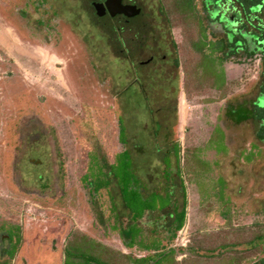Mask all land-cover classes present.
<instances>
[{
  "label": "rangeland",
  "instance_id": "obj_1",
  "mask_svg": "<svg viewBox=\"0 0 264 264\" xmlns=\"http://www.w3.org/2000/svg\"><path fill=\"white\" fill-rule=\"evenodd\" d=\"M47 1L49 9L27 10L22 18L19 9L26 0H0V223L18 224L22 238L10 264L61 263L64 246L82 233L125 252L116 235L109 232L105 237L98 228L92 218L97 208L87 206L78 181L95 140L106 146L107 153L115 150L117 116L123 121L138 174L150 190L163 186L164 157L171 159L174 170L168 149L178 142L187 171L196 167L191 152L204 147L200 188H206L207 180L216 182L214 191L232 199L233 207L225 218L219 208L222 198L206 200L185 173L188 203L186 222L177 238L179 247L206 250L246 242L247 251H227L215 264H226L230 258L247 264L259 255L264 232L260 212L264 163L247 164L251 145L264 148L255 139L249 116L260 83L252 86L259 76L258 61L225 63L221 67L228 76L226 85L212 87L208 82H221L224 73L208 54L202 67L212 78L206 79L202 68L194 76L200 57L191 44L196 29H186L174 15L161 14L159 0H133L142 13L120 33L95 16L92 4L98 0ZM162 1L171 12L170 0ZM198 2L203 17V2ZM222 11L224 16L230 12L225 6ZM50 19L55 33L48 37ZM207 26L214 39L225 37L217 22ZM117 34L121 44L115 40ZM104 78L109 87H92ZM254 105L264 106V94ZM38 132L42 135L39 151L34 147ZM212 132L215 157L205 147ZM223 136L229 146L227 156ZM19 142H23L20 149ZM14 149L23 155L17 172L13 170ZM37 160L39 164L33 166ZM174 182L179 183L177 178ZM251 240L258 247L249 248ZM7 244L0 234V249ZM77 249L78 245L69 246L63 264L95 263L86 256L74 260ZM176 261L211 263L186 253L177 255Z\"/></svg>",
  "mask_w": 264,
  "mask_h": 264
},
{
  "label": "trees",
  "instance_id": "obj_2",
  "mask_svg": "<svg viewBox=\"0 0 264 264\" xmlns=\"http://www.w3.org/2000/svg\"><path fill=\"white\" fill-rule=\"evenodd\" d=\"M161 2L163 5L159 11L161 14H164L167 18L169 14L174 15V18L176 16L184 23L186 29H196V39L191 41L193 49L200 56L196 64V72L194 71L196 78L197 70L204 69L202 67L203 62L208 59V54H211L214 66L218 70L221 69L222 72L223 68L221 66L224 67L225 63L244 65L258 61L259 77H264V30L261 31L263 37L259 40L257 48L253 44L251 48L245 47V54L233 57L231 51L234 43H229V39H225V37L214 39V32H211L207 26L208 23L213 24L216 22V19H213L215 12L210 14L203 10L204 15L202 17L198 0H170L171 12L166 9L163 1L159 0V3ZM202 2L203 6L206 7L207 4L212 3V0H202ZM239 2L245 9L251 5L260 4V0H240ZM226 4H229L226 10L230 11V3L226 1ZM47 8H50L47 0H26L19 12L23 18L28 11L33 10L39 13L40 9ZM44 11V14L48 15V12ZM229 14L228 16L223 15L224 19H230ZM49 21L52 22V25L51 23L46 25V33L48 37H51L55 33V25H53L54 21L52 19ZM39 22L42 23L41 20ZM224 22L227 23L223 24L225 27L222 28L223 32L231 30L232 27L229 25L233 23V20ZM256 49L263 51V55H256L254 53ZM174 64L178 67L177 59ZM223 73L221 82L215 83L213 80V82L208 83H211L212 87H224L228 81V76L225 69ZM204 74L206 79L212 78L205 69ZM252 86H257V82L254 81ZM253 117L261 123L257 128L258 137H264V106H254ZM116 123L117 146L115 150L107 153L106 146L103 147L101 142L95 140L90 150L87 151V165L78 181L87 206L97 208V212H92V218L94 217L96 223L98 222V228L105 237H108L109 232L116 235L125 252L116 251L101 241H97L92 234L82 233L69 240L64 246L61 264L67 259L66 252L72 244L78 245L77 250L80 252H74V260L78 261L86 256L94 259V264H96V261L98 264H180L176 261V257L185 253L189 257L208 259L211 260L210 264H215L216 260L227 251L234 249L240 252L247 249L246 242L223 244L206 250L191 245L186 248L179 247L177 238L179 231L186 222L188 203L184 174L187 173L191 183L196 184L198 189L203 192L206 200L213 198L218 201V198H222L221 194L214 191L218 187L216 182L211 184L207 180L206 188H200L203 177L200 162L203 154L200 151L204 147L191 152L196 167L192 171H187L184 170L181 163L182 160H185L184 154L183 157L181 156V147L178 142L174 143L168 149L169 155L174 158V170L171 168V159L167 156L164 157L162 160L164 168L161 170L164 180L163 186L150 190L140 178L132 152L127 147L125 127L120 116H117ZM216 125L213 132L217 127ZM223 129L226 130L224 126ZM213 132L205 147H208L215 157L214 148L216 145L213 142ZM225 132L224 134H226ZM226 140V136H223L222 142L225 144L223 145L224 148L227 149V152H225L227 156L229 146L226 145ZM210 158L214 159L212 156ZM175 178L179 182L178 185L174 182ZM177 196H180V199ZM222 201H224L222 204L219 201V208L222 216L227 218L233 207L232 199L227 195L225 199L222 198ZM59 204H63V201H60ZM0 234L8 242L4 250L0 249V264H10L21 243V228L18 224L2 221L0 223ZM250 242L252 244L253 241ZM250 242H247V244L251 245ZM137 252L143 254L138 255ZM226 264H240V261L238 258H230Z\"/></svg>",
  "mask_w": 264,
  "mask_h": 264
},
{
  "label": "flooded vegetation",
  "instance_id": "obj_3",
  "mask_svg": "<svg viewBox=\"0 0 264 264\" xmlns=\"http://www.w3.org/2000/svg\"><path fill=\"white\" fill-rule=\"evenodd\" d=\"M100 3H95V4H103L104 0L100 1L98 0ZM226 1H228L230 3V14H229V18L230 20H233L234 25H232L231 30H225L224 32H222V28L224 29L225 27L223 26L224 21L221 20L222 16L224 15V13H222V7H228L229 4H226ZM240 0H212V3H209L205 6H202L203 10L211 13V12H215L214 15H216L215 17V21L217 22L220 32L224 33L223 35L225 36V39H229V43H234L233 47H232V55L233 57H236V55H242L246 53V49L245 47L249 48V43H251L252 45L255 44L257 48V44L259 43V40L262 39V33L261 31L264 30V21H263V13H264V0H260V4L259 5H251L249 8L245 9L243 8L242 4L239 2ZM252 1V0H251ZM95 4H92L93 6V10H94V14L97 17V19L99 18L100 22L104 23V24H110L111 30L113 32L116 33V31H120L123 30V27L125 26V24H130V19L125 17L124 15H116L115 17H110L109 14L107 13L106 9H104V13L102 14V16L100 14L97 13V10L95 8ZM123 5H135V3L133 2V0H123L122 2ZM203 5V4H202ZM101 6V5H100ZM137 8L138 6L135 5ZM260 6V7H259ZM104 7V6H102ZM105 8V7H104ZM215 9V10H214ZM101 12V10H100ZM142 11H140L139 16L141 15ZM262 13V14H261ZM210 15V14H209ZM261 15V16H260ZM228 16V15H227ZM214 19V18H213ZM255 21V22H253ZM117 24V25H115ZM120 24L122 26H120ZM248 37L249 40L246 38ZM115 40L118 43H122L121 42V37H119V35L117 34V37L115 38ZM250 41V42H249ZM254 53H256V55H263V51L261 50H254ZM165 57L163 56V59ZM173 59V58H171ZM146 64H148V61L145 62ZM94 67L92 66V69ZM260 74V71H258L257 75ZM258 80H260V83L257 87V94L255 95L254 100L251 102V111L249 113L250 119L253 123V134L255 136V139L264 146V137L262 136L261 138L258 137L257 134V128L258 126L261 124L259 121H256L253 117V108H254V103L257 101V99L259 98V96H261L262 94H264V77H259L258 79H256V82H258ZM77 87V86H76ZM82 87H89L88 85L82 86ZM92 87H109L106 78H104L99 84L95 85L92 84ZM42 138L41 133H37V140L34 143V147H36V150L39 151V143L40 140ZM21 139V137H20ZM36 145V146H35ZM19 149L22 148L23 146V142H19ZM255 146V147H254ZM251 145V148L249 149L250 153H251V158L248 160L247 164L252 166V167H256L259 161H263L264 163V148L263 147H258L256 144L255 145ZM27 148V147H26ZM19 149H14V162H15V166H14V172H17V167L19 165V161L22 160L23 155L20 154V150ZM17 162V163H16ZM257 162V163H255ZM39 164V160L37 161H33V166L34 165H38ZM17 174V173H16ZM37 178L40 179L41 175L37 174ZM259 192V191H257ZM260 192L264 193V188L260 190ZM261 213L264 214V203L261 204ZM262 236V243L259 246V255L257 254V256H254L253 259H250L249 262H247V264H264V232H262L261 234ZM258 247V245H250L249 248H253V247ZM252 258V257H251ZM52 264H61L58 261H53Z\"/></svg>",
  "mask_w": 264,
  "mask_h": 264
},
{
  "label": "water",
  "instance_id": "obj_4",
  "mask_svg": "<svg viewBox=\"0 0 264 264\" xmlns=\"http://www.w3.org/2000/svg\"><path fill=\"white\" fill-rule=\"evenodd\" d=\"M101 5V6H100ZM95 4V8L97 13L102 16L104 13V9H106L107 13L110 17H115L116 15H124L125 17L130 19V23L135 21L136 18L139 17L140 9L135 5H122L121 0H105L103 4ZM104 6V7H102ZM112 6V7H110ZM119 7V8H118ZM260 7V6H259ZM118 8V9H117ZM101 10V12H100ZM222 21H230V19H224V16L221 18Z\"/></svg>",
  "mask_w": 264,
  "mask_h": 264
}]
</instances>
